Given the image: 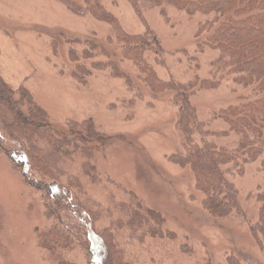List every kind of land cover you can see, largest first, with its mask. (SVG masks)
<instances>
[{"label":"rangeland","instance_id":"374dc122","mask_svg":"<svg viewBox=\"0 0 264 264\" xmlns=\"http://www.w3.org/2000/svg\"><path fill=\"white\" fill-rule=\"evenodd\" d=\"M102 5L127 34L150 33V45L157 44L161 53L155 55L152 49L143 55L148 67L160 80L192 85L189 101L197 121L210 133L208 141L239 151L240 135L212 117L255 101L264 91L234 83L227 70L215 65L218 53L205 45L211 31L200 29L206 23L215 28L222 18L159 7L143 11L142 23L126 0H102ZM122 48L113 28L91 17L85 0H0V76L14 91L24 88L32 95L55 134L68 135L67 122L93 121L98 137L90 144L99 180L80 177L73 186L72 207L56 212L26 183L22 161L12 154L18 146L0 124V264H88L89 243L80 214L84 209L101 215L98 230L120 221L115 243L129 264H227L229 256L239 264H264V238L258 243L250 234L258 218L257 195L264 191V154L255 161L237 155L238 171L227 167L226 179L238 192L240 212L225 218L208 214L191 170L168 160L186 153L173 93L152 92ZM87 49L91 55L84 60ZM69 50L77 55L76 62L69 60ZM99 62L114 63L131 88L112 77L109 68L93 69ZM78 65L89 72L81 76L85 85L72 76ZM207 81L216 86L199 87ZM193 139L199 144L198 135ZM80 162L79 156L71 162L73 176ZM131 196L142 212L161 216L163 236L128 227L117 205L134 207ZM48 210L53 212L50 219Z\"/></svg>","mask_w":264,"mask_h":264},{"label":"trees","instance_id":"16d2710c","mask_svg":"<svg viewBox=\"0 0 264 264\" xmlns=\"http://www.w3.org/2000/svg\"><path fill=\"white\" fill-rule=\"evenodd\" d=\"M117 1L111 0L112 3ZM126 1L142 23L143 11L159 7H170L186 14L213 13L222 18L215 28L206 23L200 29V33L211 31L205 45L217 51L215 65L227 70L233 76L234 83L243 87L254 86L258 92L264 91V0ZM85 2L92 18L113 28L116 41L123 47L124 57L132 61L136 70L144 75L145 85L154 93H173L172 101L178 106L177 125L186 145V153L183 156L171 155L168 160L174 165L191 170L195 188L203 195V209L216 218L239 213L238 192L226 179V174L230 171L227 167L232 165L238 171L237 155H246L248 160L255 161L264 154V96L255 101L227 107L212 117V120L222 119L229 130L240 135L239 151L216 148L208 141L210 133L204 130L203 123L197 121L195 110L190 104L192 85L185 87L172 81L160 80L143 59V55L152 49L155 50V55L161 53L157 44H154L155 47L150 45V33L146 31L141 35H129L104 8L102 0ZM90 55L91 52L87 49L82 58L89 59ZM68 57L72 62L78 60L72 50H69ZM92 68H109L112 77L123 79L126 86L131 85L130 79L112 62L93 63ZM84 75H89L84 65H78L77 70L72 73L80 82H84L81 80ZM215 86L213 82L207 81L202 82L199 87L212 89ZM47 123V113L34 102L32 95L24 88L14 91L0 76V124L6 137L18 146V150L12 154H16L22 161L26 183L42 193L47 206L53 205L56 212L68 211L72 207L70 202L73 186L79 185L80 177L87 178L91 183L99 181L92 162L94 147L90 144L98 134L93 121L89 119L67 122L68 135L53 133ZM194 135L199 136V144L194 142ZM75 156H79L81 162L77 174L73 176L69 169ZM43 179L47 181L44 182ZM257 200L260 203L258 218L250 227V234L259 243L260 238H264V191L257 195ZM131 201L135 203L134 207L124 203L117 205L118 210L125 215L128 227H142L150 236H163L161 216L151 210L142 212L139 203L133 198ZM80 214L83 216L89 243L88 264H129L115 243L114 231L119 227L120 221L112 220L110 227L98 230L95 225L102 217L96 210L84 209ZM45 215L50 219L53 212L48 210ZM227 264L239 263L229 256Z\"/></svg>","mask_w":264,"mask_h":264}]
</instances>
